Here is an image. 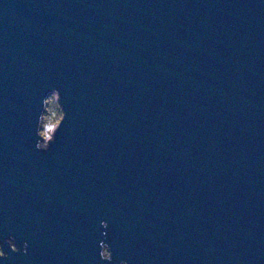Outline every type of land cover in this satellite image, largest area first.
<instances>
[{
	"label": "water",
	"instance_id": "obj_1",
	"mask_svg": "<svg viewBox=\"0 0 264 264\" xmlns=\"http://www.w3.org/2000/svg\"><path fill=\"white\" fill-rule=\"evenodd\" d=\"M9 236L0 264H264V0H0Z\"/></svg>",
	"mask_w": 264,
	"mask_h": 264
},
{
	"label": "clouds",
	"instance_id": "obj_2",
	"mask_svg": "<svg viewBox=\"0 0 264 264\" xmlns=\"http://www.w3.org/2000/svg\"><path fill=\"white\" fill-rule=\"evenodd\" d=\"M68 118V113L62 102V95L59 89H53L43 98L42 108L36 122L35 135L37 137L35 148L37 151L48 152L52 144L56 142L58 133ZM104 229L109 228L107 221H101ZM107 235V232L104 233ZM5 245L10 249L5 251ZM29 244L27 241L23 244V254L27 255ZM99 257L104 264H113L114 251L111 244L101 241L99 245ZM11 253L21 254V247L18 245L15 236H9L0 242V260H10ZM120 264H128L127 260H121Z\"/></svg>",
	"mask_w": 264,
	"mask_h": 264
}]
</instances>
